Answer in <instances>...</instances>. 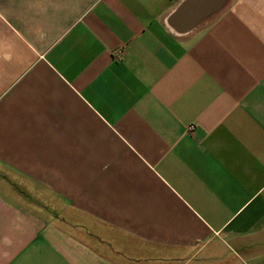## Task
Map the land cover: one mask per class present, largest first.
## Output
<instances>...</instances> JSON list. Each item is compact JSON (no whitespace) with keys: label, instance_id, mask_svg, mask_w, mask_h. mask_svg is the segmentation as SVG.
Returning a JSON list of instances; mask_svg holds the SVG:
<instances>
[{"label":"crops","instance_id":"crops-1","mask_svg":"<svg viewBox=\"0 0 264 264\" xmlns=\"http://www.w3.org/2000/svg\"><path fill=\"white\" fill-rule=\"evenodd\" d=\"M184 1L0 0V264H264V0Z\"/></svg>","mask_w":264,"mask_h":264},{"label":"water","instance_id":"water-1","mask_svg":"<svg viewBox=\"0 0 264 264\" xmlns=\"http://www.w3.org/2000/svg\"><path fill=\"white\" fill-rule=\"evenodd\" d=\"M228 0H185L169 19V25L179 35H185L211 19Z\"/></svg>","mask_w":264,"mask_h":264},{"label":"built area","instance_id":"built-area-1","mask_svg":"<svg viewBox=\"0 0 264 264\" xmlns=\"http://www.w3.org/2000/svg\"><path fill=\"white\" fill-rule=\"evenodd\" d=\"M121 53H122V52H121ZM193 128H194L193 126H190V127H189V130H193Z\"/></svg>","mask_w":264,"mask_h":264}]
</instances>
